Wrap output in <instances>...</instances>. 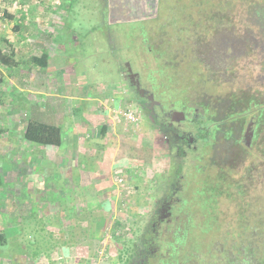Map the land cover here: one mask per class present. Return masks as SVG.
<instances>
[{"label": "rangeland", "instance_id": "1", "mask_svg": "<svg viewBox=\"0 0 264 264\" xmlns=\"http://www.w3.org/2000/svg\"><path fill=\"white\" fill-rule=\"evenodd\" d=\"M18 1L6 0L0 29L5 56L0 66V264H131L139 258L134 243L141 249L150 234L152 214L178 181L185 148L178 149L175 134L150 118L146 98L129 81L127 64L140 87L163 102L158 111L175 106L203 113L199 107L206 104L215 114L207 118L211 123L224 120L215 146L208 138L205 144L198 140V150L189 151L183 164L185 170L194 164L200 173L194 169L198 181L185 182L177 197L191 196L195 187L191 202L210 217L208 224L201 218V225L188 229L190 264H206V252L222 237L226 247L234 239L242 242L248 234L244 225L256 228L262 241L264 115L252 149L235 162L223 133L241 124L227 117L231 99L256 100V111L239 109L245 110V125L264 106V0H159L155 18L131 23L109 21L107 0H72L66 13L64 6L71 5L65 0H25L44 14L38 18L31 12L19 23L25 8ZM196 23L199 28L193 30ZM200 31L212 37L210 50L217 53L205 64L194 41ZM43 53L51 56L46 70L34 62ZM157 64L165 68L161 74L153 73ZM81 97L92 99L88 109ZM127 109L136 113V124L124 120L121 113ZM187 115L190 120V110ZM29 120L60 126L62 146L35 148L26 142ZM177 129L196 133L189 121ZM151 146L152 162L144 157ZM133 151L144 156L131 158ZM225 155L222 170L213 164L214 156L224 160ZM218 184H223L216 207L220 229L213 234L203 226L215 222L208 204ZM180 220L186 223L185 216ZM163 227L165 248L158 259L147 258L148 264H176L170 261L177 258L173 239H187L183 224Z\"/></svg>", "mask_w": 264, "mask_h": 264}, {"label": "trees", "instance_id": "2", "mask_svg": "<svg viewBox=\"0 0 264 264\" xmlns=\"http://www.w3.org/2000/svg\"><path fill=\"white\" fill-rule=\"evenodd\" d=\"M7 13H8V10L5 9V7H4L5 16L3 18H0V29L3 26L2 23H4V21H6ZM208 18L206 20H210V24L213 23L212 22L214 20L213 17H208ZM204 26H206V24ZM191 28L193 30L198 29L199 23H196ZM144 29L146 31L145 27H144ZM142 30H143V28H141V31ZM200 32L201 33H199V34H196L198 32L195 33L196 40H194V39L193 40L195 41V43L197 45H199L200 52H199L198 57H200V55L204 56V57L201 56L202 59H200V60L202 61V63L205 64V63L209 62L210 58L217 56V53L215 51L214 52L212 51L213 52V54H212V52L210 50L211 46L213 44L212 37L208 40L209 34L204 33L202 31H200ZM223 39H225V38H223ZM195 47H196V45H195ZM219 50H217V51H219ZM43 54L44 55L42 57L35 58L34 62L38 66L42 67L43 69H46L49 66V63H48L49 57H48V54H46V53H43ZM164 54H165V52H164ZM210 54L212 55V57H210ZM157 60H160V58H158ZM4 63H5L4 51L0 47V66ZM156 68H157L156 70L155 69L153 70L154 74H156V73L161 74L162 71L165 69V68H163V70H162V67L159 64L156 65ZM207 69L209 70L210 73H212V71L209 67ZM221 70H223V69H221ZM199 71L202 72V74H201L202 76L207 77L206 73H203V71H201L200 69H199ZM220 73L223 75L225 72H220ZM173 76H175V73L173 74ZM154 77H155L154 79H156V76H154ZM175 80H177V79H175ZM230 103H231L232 113H227L228 114L227 117H230L233 120L238 119L239 122H241V120H244L243 116H244V112H245V110H239V109L245 107V108H249L248 111H250L251 109L256 111V108L254 109V107L257 106L256 100L251 96L250 97H238L237 99L233 98V99H231ZM232 106H235V107H232ZM261 106H262V108L259 109L260 106L257 108L258 112H257V116L255 118V125H256L257 129L259 128L260 120L262 119V116L264 115V106H263V104ZM199 108H200V110L203 111V113L200 112L198 110V108H190L189 109L191 111L192 117L190 118V120H187V121L191 122L193 125L195 123H199V124L197 127L195 126V128H196L195 134L197 135V137H196V135H193L190 133H185V134L181 135V140L185 141L187 144L190 142L191 137L194 138L195 140L198 139L200 141L201 140L204 141V143L201 141L203 144L206 143L207 138L208 139L212 138L210 136V134H213V130H210L211 129L210 128L211 121L209 119H207L212 114V111L210 110L211 108L206 104H204V105L201 104ZM215 111H216V108H215ZM206 121L209 122L208 128L207 127L204 128ZM223 122H224V120H221L220 124H223ZM230 133L231 132H228L227 134H230ZM24 139L26 142L30 143L33 147L37 146L35 148H45L48 146L60 147V146H62L63 141H64L63 130L60 126L55 125V124L40 122L38 120H29V122L26 126V129H25ZM149 151H150V153L147 156H144L142 153H138L137 151H133L131 158H140V157L144 156L146 160L151 161L153 159V147L152 146H151V148H149ZM188 155L189 154L184 153V152L181 153V157H182L183 162H182L181 167L177 168V171H176V178L175 179H176V181L177 180L178 181H177L175 186L181 187V192L185 190V185H184L185 182L187 183V186H189L192 179H196L198 181V178H199L196 176V172H199L200 168L194 167V164L188 165L187 169L185 170V166L183 164H185L184 162L189 160ZM23 157L25 158V155H23ZM23 161L25 162V160H23ZM151 162H149V163H151ZM194 169L196 172L194 171ZM192 172H193V174H192ZM202 173L203 172H201V174ZM191 176H192V178H191ZM188 183H189V185H188ZM222 185L223 184L216 185V189L215 190L213 189L210 192L211 201L208 204V207L212 211V215L214 216L215 222H211L209 224V225H214L213 227H211L209 225L203 226L204 227L203 229L208 233L213 232V234H215L220 229V223H219L220 220H219L218 215L216 214V207H217V202H218V196L221 194L218 190H219V188H223ZM213 191H214V193H213ZM190 195L191 196H188L187 194H183V196L180 197L181 204L179 206V210H178L177 214L180 217L185 216V219H186L185 222L186 223H183V224H184V230L186 231L187 239L181 240L177 236H175V238L173 239L172 244L175 247L174 251L177 253V258L173 257L174 260H170V261L172 263L176 261V264H190V261L188 260V257L186 256V253L188 251L187 250V244H189L188 243L189 242L188 229H189V233H190L191 232L190 228L194 225V223L200 224L199 220L202 218V224H208L207 220L210 218L209 215H207V214H204L203 216L200 215L197 212L198 204L196 203V201L191 202V199H193L192 195L193 196L195 195V187H194V190L192 191V193H190ZM183 204L185 205V207L183 206ZM208 227H209V229H208ZM176 228L180 229V226H178ZM244 228H245L244 234L247 232H248V234L243 235V237L245 239L242 242L234 239V241H232V244L230 245V247H226L225 243L227 242L226 241L227 239L225 237H222V241H221L222 243L219 246H217L216 248H212V250L206 252V255L208 256V258L210 257L209 261L206 264H264V237L261 236L262 241H259L260 236L257 237L258 231L256 228L245 226V225H244ZM227 234H228V237L230 238V233L227 232ZM0 237H2V235ZM158 244L162 246L161 251H160L162 253L163 249L165 248L166 243L164 242V244H161V243H158ZM135 247H137L136 243H134V248ZM184 256H186L187 258H184Z\"/></svg>", "mask_w": 264, "mask_h": 264}, {"label": "flooded vegetation", "instance_id": "3", "mask_svg": "<svg viewBox=\"0 0 264 264\" xmlns=\"http://www.w3.org/2000/svg\"><path fill=\"white\" fill-rule=\"evenodd\" d=\"M138 78L139 76H137L135 79H131L129 77V81L131 85L135 86L138 93L140 94L139 89H142V88L141 87H139V89L137 88V82L139 80ZM145 91L146 93L143 96L146 98V102H144V108L147 109L150 115V118L153 121H156V122L159 121L160 124H163V126L165 127L164 129H166V133L170 132V133L175 134L176 139L180 140L177 146L178 149H181V147H184L185 149L183 150V152L187 154H189V151H197L199 148V146L197 145L198 139L195 140L194 138L191 137L190 142L187 144L185 141L181 140V135L185 133H180L176 131V129L178 128V126L182 124V122H185L188 120L187 112L189 110L185 108L177 109L175 108V106H170L167 111H164L163 109L158 111V108H161L163 106V102L162 101L158 102L159 100H157L156 98L150 101L149 98L152 95H150L151 93L149 94L147 90ZM176 112H184L186 118L180 122H176L173 119L174 113ZM211 117L212 118L215 117V114L213 111H212ZM244 122L245 121L241 120V124L237 126L236 130L229 127V129L225 133H223L225 141L232 145L231 147L228 148V152L230 156L229 159H232V161L234 162L237 160V156L243 157L248 150L252 149L255 143V140L258 137L255 120H252L251 123H248V125H245ZM198 124L199 123H195L193 125L194 128L195 126L197 127ZM210 128H211L210 130H213V134H210L212 138L210 139L209 143L212 146H215L214 143H217L218 136L220 132H222L221 124L218 123L217 121H213L210 124ZM239 129H240V132L236 134V131ZM228 132H231V133L227 134ZM193 143H195L194 147L192 146ZM192 147L193 149H191ZM227 156L228 155L224 156V160H221V156H218V157L214 156L213 164L219 165V168H221L222 170L226 169L225 164L227 162ZM179 193H181V187H177V186L173 187L172 190L170 191L168 190L166 192L165 197L163 198L161 204L159 205V208L157 209L155 213L152 214L153 215L152 218L154 219V221L152 223L150 234L146 235L145 239L143 238L141 240V245H142L141 249H138L137 247L134 248L135 253H137L139 250V254H138L139 258L136 259L134 262H131V264H148L149 259L147 258H150V257L158 259L157 255H161L160 251L162 248V246L159 245L158 243L164 244V240L161 238L160 228L163 226L178 227L183 224L180 220L181 217L177 214L179 210V206L181 204L180 197H177V194ZM144 259H147V260H144Z\"/></svg>", "mask_w": 264, "mask_h": 264}, {"label": "crops", "instance_id": "4", "mask_svg": "<svg viewBox=\"0 0 264 264\" xmlns=\"http://www.w3.org/2000/svg\"><path fill=\"white\" fill-rule=\"evenodd\" d=\"M158 1L159 0H107L109 21L111 22L122 21L126 23H131L134 21H144V20L155 18L157 16ZM20 3L21 2L18 1L16 6L20 5ZM35 4L36 3H34V1L26 2L25 0H23L22 5H23V8H25V11H23L19 15V23H22L26 17H30V14H32L31 12H33V15H31L32 17L37 15L38 18H40L39 17L40 14H44L43 12L39 13L40 11L43 10L41 8L38 9L37 11L35 10V7H34ZM66 4L71 5L72 0H65L64 5ZM29 7L33 8L32 11L31 9H29ZM64 7L67 9V10L66 9L64 10L65 13L72 10V5L68 8L66 6ZM16 29H18V27ZM16 36L20 37V35H16ZM7 39H9L11 42L14 41V39H12V36L7 37ZM0 40H1V37H0ZM48 57H49L48 58L49 59L48 63H49L51 56L48 55ZM48 67L46 69H48ZM3 82H4V79H0V83H3ZM3 90L6 91L5 88ZM42 95H47V93L42 94ZM71 100H73L74 102L76 100H79V98H71ZM91 100H92L91 98H86V99H83V97L80 98V101L82 102L87 101V103H85L87 109L89 108L88 101H91ZM48 147H55V146H48Z\"/></svg>", "mask_w": 264, "mask_h": 264}, {"label": "built area", "instance_id": "5", "mask_svg": "<svg viewBox=\"0 0 264 264\" xmlns=\"http://www.w3.org/2000/svg\"><path fill=\"white\" fill-rule=\"evenodd\" d=\"M5 3H6V0H0V18H3L5 16L4 14ZM121 114L124 120L129 124H136L138 122L136 113L131 109H127Z\"/></svg>", "mask_w": 264, "mask_h": 264}, {"label": "water", "instance_id": "6", "mask_svg": "<svg viewBox=\"0 0 264 264\" xmlns=\"http://www.w3.org/2000/svg\"><path fill=\"white\" fill-rule=\"evenodd\" d=\"M127 72H128V75L131 79H135L138 75L137 74H134L132 68L130 67V64H127ZM140 87V81L138 80L137 82V88L139 89ZM139 92L141 94V96H144L146 91L144 89H139ZM154 99V96H150V101H152ZM186 118L185 116V113L184 112H176L174 113V120L176 122H180L182 120H184Z\"/></svg>", "mask_w": 264, "mask_h": 264}]
</instances>
